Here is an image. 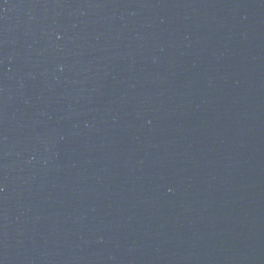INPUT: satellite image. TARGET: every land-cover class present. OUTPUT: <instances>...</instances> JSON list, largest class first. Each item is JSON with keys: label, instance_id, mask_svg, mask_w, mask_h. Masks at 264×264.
Wrapping results in <instances>:
<instances>
[{"label": "water", "instance_id": "95a60500", "mask_svg": "<svg viewBox=\"0 0 264 264\" xmlns=\"http://www.w3.org/2000/svg\"><path fill=\"white\" fill-rule=\"evenodd\" d=\"M0 264H264V0H0Z\"/></svg>", "mask_w": 264, "mask_h": 264}]
</instances>
